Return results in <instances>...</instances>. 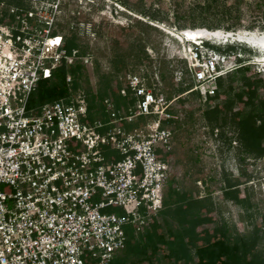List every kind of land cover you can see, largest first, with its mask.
<instances>
[{"label": "built area", "instance_id": "2783aa9c", "mask_svg": "<svg viewBox=\"0 0 264 264\" xmlns=\"http://www.w3.org/2000/svg\"><path fill=\"white\" fill-rule=\"evenodd\" d=\"M28 2L29 9L0 2V264H109L126 249L125 227L142 234L164 209L180 97L156 91L143 73L116 74L125 106L104 96L107 120H92L86 90L74 89L68 75L66 97L29 109L41 81L62 64L88 68L93 55L66 48L67 34L58 26L65 0ZM76 3L70 30L96 40L95 23L83 20L86 4ZM242 33L181 41L180 60L192 80L185 95L214 105L220 79L245 67L264 78V53L246 59L217 49L235 46ZM226 130L230 148H238L234 132ZM201 131L218 150L224 146L221 128L204 122ZM214 156L220 164L218 151Z\"/></svg>", "mask_w": 264, "mask_h": 264}, {"label": "rangeland", "instance_id": "374dc122", "mask_svg": "<svg viewBox=\"0 0 264 264\" xmlns=\"http://www.w3.org/2000/svg\"><path fill=\"white\" fill-rule=\"evenodd\" d=\"M76 1L65 0L58 26L61 32L76 38L81 50L93 55V64L85 69L92 92H98L97 96L101 101L105 93L117 94L119 84L114 78L120 72L114 63L115 54L107 37L116 32L118 25L135 26L141 38L136 41L130 37L127 49L134 56L146 52L151 58L149 64L152 67L148 68L149 60H137L136 57H128L126 67L143 73L148 84L169 99L180 97L173 107L182 119L174 125L175 140L177 138L178 142L173 154L172 170L179 176L178 188L181 194L190 191L192 198L207 197L205 184H209L219 225H225L232 238L251 236L255 223L264 215V158L246 156L245 161L241 162L243 153L240 146L236 149L229 146L226 137V131L229 130L222 133L221 138L225 140V144L219 150L210 144V140L204 139V136L210 137L208 133L201 131V125L206 123L202 114L205 105L199 101L196 93L185 95L190 90L192 80L187 75L185 64L180 60L184 44L173 33L197 28L219 29L223 32L228 29L243 32L247 38L260 37L264 33L260 20L264 0H81L86 4L83 20L96 25V40L70 30L69 24L77 21L72 16V11L76 10ZM210 1L213 7L206 10ZM0 2L6 5L30 6L28 0ZM137 11L156 16L161 22L153 23L146 16L135 14ZM136 18L157 30L136 26ZM233 51L241 53L246 59L258 56V49L241 42L235 43ZM154 67L157 68L156 71L153 70ZM157 71L159 77L154 75ZM160 72L164 79H161ZM216 151L222 159L220 164L215 160ZM235 179L240 182L247 181L241 187L246 188L250 194L252 208L236 206L224 199L222 189L225 182ZM108 211L117 214L121 212L119 209Z\"/></svg>", "mask_w": 264, "mask_h": 264}, {"label": "trees", "instance_id": "16d2710c", "mask_svg": "<svg viewBox=\"0 0 264 264\" xmlns=\"http://www.w3.org/2000/svg\"><path fill=\"white\" fill-rule=\"evenodd\" d=\"M120 3L127 6L124 2ZM16 7L30 8L23 5ZM212 7L213 3L210 1L205 9L211 10ZM135 14L146 16L153 23L161 22L156 16L145 12L137 11ZM260 20L261 29H264V9L260 12ZM134 21L136 26L142 25L157 30L156 27L137 18ZM140 35L136 32L135 26L118 25L116 32L110 33L107 37L115 54L114 63L120 73L131 71L126 67L128 57L149 60L148 64L151 62L146 52L134 56L127 49L129 38L137 41L141 38ZM66 41L68 50L80 48L74 36H66ZM217 49L234 52V46H228L225 50L222 47ZM81 53L87 54L83 50ZM148 66L151 69L152 66L150 64ZM85 69L81 63L75 66L62 64L50 79L39 83L38 88L30 96L28 108L38 109L44 104L66 97L69 94L67 77L72 75L73 88L81 87L87 92L90 118L92 120L101 118L106 121L107 115L102 108V101L98 99L100 98L97 96L98 92H92ZM160 76L164 79L161 72ZM218 85L220 102L214 105L207 104L202 110L206 123L211 129L221 128L222 133L227 128L233 130L242 149L241 162L245 161L246 156L264 158V78L257 76L253 67H245L225 79H220ZM106 95L117 107L125 106L118 92L116 95L105 93L104 96ZM245 183L247 181L227 180L222 189L224 199L236 206L252 208L250 194L246 188L241 187ZM205 189L207 197L204 198H192L176 189L172 198L169 201L165 200V208L159 219H150L149 229L142 234H137L131 226H126V249L119 252L109 264H264V215L255 223L251 236L232 238L227 227L219 225V220L215 216L216 208L209 184H205Z\"/></svg>", "mask_w": 264, "mask_h": 264}, {"label": "bare ground", "instance_id": "6f19581e", "mask_svg": "<svg viewBox=\"0 0 264 264\" xmlns=\"http://www.w3.org/2000/svg\"><path fill=\"white\" fill-rule=\"evenodd\" d=\"M230 33V32H229ZM173 35L179 39L180 41H190V42H201L203 40H221L225 38L223 36V31L217 30H205V28H197V29H184L179 33ZM238 42L245 43L259 50V52L264 53V37L263 38H247L243 37V35H239Z\"/></svg>", "mask_w": 264, "mask_h": 264}, {"label": "crops", "instance_id": "0c3cea01", "mask_svg": "<svg viewBox=\"0 0 264 264\" xmlns=\"http://www.w3.org/2000/svg\"><path fill=\"white\" fill-rule=\"evenodd\" d=\"M142 119H140L139 121H138V126H140L141 124H142ZM177 142H178V140H177V138H176V140H175V142H174V145H173V150H172V152L168 155V159L170 160V162H171V165H172V162H173V160H174V150H175V146H177ZM162 154V156H163V153H161ZM173 169V168H172ZM178 183H179V176H178V174H176L175 173V171H173L172 170V177H171V179H170V182H169V185L167 186V188H166V190H165V200H170L171 198H172V194H173V192L177 189V190H180L178 187ZM190 195L191 196V193H190V191L189 192H183V195ZM206 194H207V191H206ZM164 208H165V201H164ZM157 219H159V218H157Z\"/></svg>", "mask_w": 264, "mask_h": 264}]
</instances>
